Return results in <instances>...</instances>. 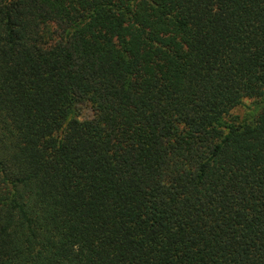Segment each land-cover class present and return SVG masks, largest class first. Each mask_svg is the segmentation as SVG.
I'll return each mask as SVG.
<instances>
[{
    "label": "trees",
    "instance_id": "1",
    "mask_svg": "<svg viewBox=\"0 0 264 264\" xmlns=\"http://www.w3.org/2000/svg\"><path fill=\"white\" fill-rule=\"evenodd\" d=\"M0 264H264V0H0Z\"/></svg>",
    "mask_w": 264,
    "mask_h": 264
},
{
    "label": "rangeland",
    "instance_id": "2",
    "mask_svg": "<svg viewBox=\"0 0 264 264\" xmlns=\"http://www.w3.org/2000/svg\"><path fill=\"white\" fill-rule=\"evenodd\" d=\"M245 106H251V101L249 100H245L244 101V105L238 107L237 109L233 110V114L237 115L238 118H243L246 115L247 109L245 108ZM83 116L86 114V111L82 112Z\"/></svg>",
    "mask_w": 264,
    "mask_h": 264
}]
</instances>
